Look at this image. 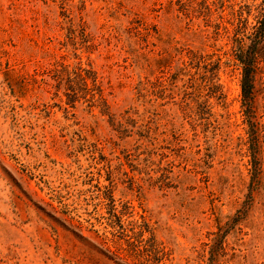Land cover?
Segmentation results:
<instances>
[{
    "label": "rangeland",
    "instance_id": "374dc122",
    "mask_svg": "<svg viewBox=\"0 0 264 264\" xmlns=\"http://www.w3.org/2000/svg\"><path fill=\"white\" fill-rule=\"evenodd\" d=\"M263 15L264 0H0V264H264ZM80 64L108 115L68 105L63 68Z\"/></svg>",
    "mask_w": 264,
    "mask_h": 264
},
{
    "label": "trees",
    "instance_id": "16d2710c",
    "mask_svg": "<svg viewBox=\"0 0 264 264\" xmlns=\"http://www.w3.org/2000/svg\"><path fill=\"white\" fill-rule=\"evenodd\" d=\"M260 34L264 36V15L260 26ZM248 50H251V47ZM239 62L243 68L242 91L244 106L245 110L248 111L252 106L254 97L253 49L246 53L241 52ZM63 69L62 82L65 81L68 89L74 92L73 95L67 96L69 99L68 105H73L76 101L73 99H78L81 93L84 96L83 98L93 103V107L101 108V113L108 115V101L104 96V91L97 73L92 69L82 67L81 64L72 70L68 66H65Z\"/></svg>",
    "mask_w": 264,
    "mask_h": 264
}]
</instances>
